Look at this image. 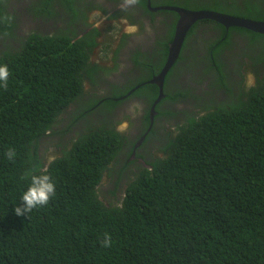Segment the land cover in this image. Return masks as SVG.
I'll return each instance as SVG.
<instances>
[{
  "label": "trees",
  "instance_id": "obj_1",
  "mask_svg": "<svg viewBox=\"0 0 264 264\" xmlns=\"http://www.w3.org/2000/svg\"><path fill=\"white\" fill-rule=\"evenodd\" d=\"M168 2L264 21V0ZM5 3L0 0V66L9 70L8 87H0V264H264V79L235 96L218 58L233 33L260 43L264 35L203 20L224 37L210 41L207 70L216 68L219 86L235 97L209 101L166 134L150 128L137 149L143 166L127 160L130 137L113 115L119 102L103 100L99 91L102 74L118 69L117 52L113 69L92 62V49L109 46L97 39L108 25L78 39L67 31L20 37ZM173 26L151 74L166 63ZM198 26L188 32L189 44ZM147 83L135 95L154 101L159 87ZM108 85L119 96L122 88ZM167 94L165 100L185 97L183 90ZM35 166L52 176L56 195L17 216L29 184L21 177ZM106 233L110 247L102 246Z\"/></svg>",
  "mask_w": 264,
  "mask_h": 264
},
{
  "label": "flooded vegetation",
  "instance_id": "obj_2",
  "mask_svg": "<svg viewBox=\"0 0 264 264\" xmlns=\"http://www.w3.org/2000/svg\"><path fill=\"white\" fill-rule=\"evenodd\" d=\"M21 1L28 6L31 3L34 18L31 17L30 19V27L32 28V30H29L30 32L60 35V32L67 31L70 35H77L76 39L83 37L94 28L100 27L101 24L97 25V22L100 23V18L105 20V25H108L110 20H114L110 19L111 15H120L117 23V26L119 24L118 28L109 29V26H107L101 36L97 37L99 41H102L105 36L121 37L118 43L113 44V52H117L118 69H116V72L110 71L107 74H102L99 81L102 89H99V91H105L102 93L106 96L103 100L108 98L119 102L113 109L114 119L120 120L117 128L120 132H123V128L120 126L123 122H126V131L131 130L128 134L130 137L129 142L124 147H130L132 153L127 160L137 159L136 163L140 162L143 166L146 164L142 157L137 156V149L142 145L144 141L142 138L150 128L160 129L161 133L166 134L174 130L172 127L175 128L187 121L188 117L199 111L201 107L209 106V101L221 103L223 100L230 101L241 91L247 94L250 88L246 82L245 73L247 69H251L249 73H253L256 78L258 76L256 83L264 79V43L257 42V40L253 42L252 37L246 32L242 35L233 33L232 44L226 46L218 56L222 61V66H224L225 80L227 77L228 84L234 86L232 90L235 96L232 95L231 98V95H228L229 92L219 86L218 70L216 68H213L212 72L207 70L208 64L204 58L210 41H220L224 37L218 29L208 25L205 26L204 21L199 20L195 23L200 24V26L197 27L193 35V42L189 44V41L185 39L186 46H182V59H177L178 61L170 69L172 71L171 76L167 81L165 79L164 94L166 96L156 105L154 117L148 124L147 114L148 111H150V115L151 111L153 112L155 100L151 101L147 95L138 96L135 93L158 74H151L152 71L148 67L160 64L163 58V46L160 42L170 38L173 25L176 27L179 18V15L174 11H154V9L156 7L177 5H167L168 1L171 0H161L159 4L155 0H146V4H143L140 0L138 5L122 11L119 7L122 0H71V3H69V0ZM15 2L18 3V0H6L5 9L9 10L12 3ZM24 4L19 8L23 10ZM74 9L77 13L74 12ZM24 15L27 16L28 14ZM30 32L25 36L32 34ZM0 37L2 36L0 35ZM259 40L264 42V38ZM0 45L2 46V44ZM97 49L99 47L92 49L91 53V55L93 54L91 56L92 62L95 63H99L93 59ZM137 59L140 62H137ZM117 61L102 66L113 69L116 67L115 62ZM144 78L145 81H143ZM109 83L118 84L122 88L121 91L116 93L119 96H113V88L108 85ZM165 90L168 92L183 90L185 97L180 96L177 100H165L168 96V92L166 93ZM163 109L171 110L173 112L172 116H174V111H182V109L184 111L180 114V117L172 119V116L160 115ZM107 116H110V114L105 111L103 117ZM92 122L101 123V120L95 117ZM130 124H132L131 128L129 127ZM139 134H142V136L137 139ZM135 140L137 141L133 143Z\"/></svg>",
  "mask_w": 264,
  "mask_h": 264
},
{
  "label": "water",
  "instance_id": "obj_3",
  "mask_svg": "<svg viewBox=\"0 0 264 264\" xmlns=\"http://www.w3.org/2000/svg\"><path fill=\"white\" fill-rule=\"evenodd\" d=\"M156 10L174 11L179 15V18L176 23L173 41H171L169 44V52L166 63L161 71L149 80V83L156 84L159 87V96L154 102L153 112L151 111V119H153L154 117L156 105L166 96L164 94L165 78L179 58L183 43L188 32L197 21L208 19L222 24L227 29H229L230 27H242L255 33L264 34V21L246 19L218 11L191 10L179 6L156 7L154 11ZM142 140H144V137L142 138ZM142 140L140 141V143L142 142Z\"/></svg>",
  "mask_w": 264,
  "mask_h": 264
},
{
  "label": "clouds",
  "instance_id": "obj_4",
  "mask_svg": "<svg viewBox=\"0 0 264 264\" xmlns=\"http://www.w3.org/2000/svg\"><path fill=\"white\" fill-rule=\"evenodd\" d=\"M140 0H122L119 5L120 9L126 10L131 6L138 5ZM16 29V27H15ZM134 31V29H132ZM20 37H25L21 36ZM249 74V75H248ZM250 74L248 71L245 73L246 82L249 87L255 86L257 83L250 82ZM9 70L6 65L0 66V87H8ZM255 80H258L254 76ZM234 89L232 85H229ZM227 92V91H226ZM70 140V139H69ZM9 160H12L16 156L14 149H9L6 153ZM22 179H28L29 184L27 189L22 193L21 204L16 206L14 211L17 216L28 215L33 209H38L46 206L49 201L56 195V184L50 174L40 170L38 166H35L24 173ZM112 244L111 237L109 234H105V238L102 241L103 247H110Z\"/></svg>",
  "mask_w": 264,
  "mask_h": 264
},
{
  "label": "rangeland",
  "instance_id": "obj_5",
  "mask_svg": "<svg viewBox=\"0 0 264 264\" xmlns=\"http://www.w3.org/2000/svg\"><path fill=\"white\" fill-rule=\"evenodd\" d=\"M15 3H12L9 10H10V12H12L15 15V17H17L16 18V22H17L16 33L18 34V36L19 35L25 36L27 33L30 32L29 30H32V28L30 27L31 26L30 25V19H31V17L34 18V14L32 12L31 3L29 6L24 4L21 0H18V3L17 2H15ZM22 4H24V9H23L24 11L19 8V6H21ZM24 14H28V15L25 16ZM103 22L105 23V20L100 18V23L97 22V25H100V24L102 25ZM108 23H109L108 24L109 29H110V27L114 28V29L119 27V24L117 26L118 22H114V21L110 20V22H108ZM101 25H100V27H101ZM120 39H121L120 36H118V37L105 36L102 39V41L104 42V40H108L109 46L108 47H99V49H97L94 53V58H93L94 61L99 62L101 65H109L110 63H113V56H112V53L114 54L113 44L118 43ZM2 40H4V38L0 37V41H2ZM10 42H12L13 44L16 45L15 40H10ZM247 71L251 72V69H247ZM250 82L251 83L256 82L253 73L250 74ZM183 111H184V109H182V111H174V116H172L171 118L176 119V118L180 117L181 116L180 114L183 113ZM126 125H127V123L123 122V124L120 127L123 128V132L124 133L126 132V134L128 135V134H130L131 130L129 132H127L126 131V129H127ZM131 125L132 124H130V126H129L130 128L132 127ZM172 129H175V128L172 127ZM154 152H156V150H154ZM128 172H130V171H128Z\"/></svg>",
  "mask_w": 264,
  "mask_h": 264
}]
</instances>
